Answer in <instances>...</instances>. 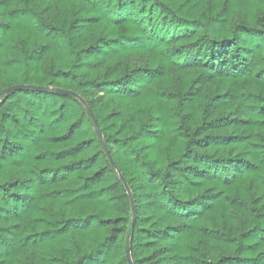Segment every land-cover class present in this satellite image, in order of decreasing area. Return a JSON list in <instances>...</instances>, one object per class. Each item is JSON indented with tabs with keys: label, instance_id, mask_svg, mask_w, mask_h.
Here are the masks:
<instances>
[{
	"label": "trees",
	"instance_id": "16d2710c",
	"mask_svg": "<svg viewBox=\"0 0 264 264\" xmlns=\"http://www.w3.org/2000/svg\"><path fill=\"white\" fill-rule=\"evenodd\" d=\"M127 251L264 264V0H0V264Z\"/></svg>",
	"mask_w": 264,
	"mask_h": 264
},
{
	"label": "water",
	"instance_id": "95a60500",
	"mask_svg": "<svg viewBox=\"0 0 264 264\" xmlns=\"http://www.w3.org/2000/svg\"><path fill=\"white\" fill-rule=\"evenodd\" d=\"M17 87H20V86H17ZM34 88H39V89H43V90H47L48 88L46 87H37V86H33ZM62 93H68V94H75L74 92H71V91H64L62 90L61 91ZM108 157L110 158V155L108 153ZM111 160V159H110ZM111 164L113 165V161L111 160ZM126 257H127V260L129 262V264H132V260H131V256H130V253L129 251H127V254H126Z\"/></svg>",
	"mask_w": 264,
	"mask_h": 264
}]
</instances>
